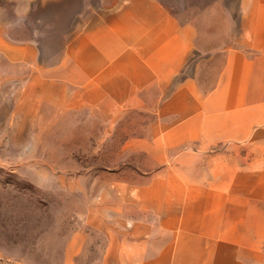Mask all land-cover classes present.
<instances>
[{"label":"crops","instance_id":"0c3cea01","mask_svg":"<svg viewBox=\"0 0 264 264\" xmlns=\"http://www.w3.org/2000/svg\"><path fill=\"white\" fill-rule=\"evenodd\" d=\"M183 1L0 0V133L129 116L65 264H264V0Z\"/></svg>","mask_w":264,"mask_h":264},{"label":"rangeland","instance_id":"374dc122","mask_svg":"<svg viewBox=\"0 0 264 264\" xmlns=\"http://www.w3.org/2000/svg\"><path fill=\"white\" fill-rule=\"evenodd\" d=\"M193 1V12H201L211 0ZM183 2L171 10L188 16L189 0ZM213 2L215 13L237 14L238 0ZM134 119L140 131L141 116ZM126 135L129 116L109 125L82 114L61 119L54 132L0 133L3 264H65L69 241L95 202L100 205L102 189L111 185L119 158L115 145ZM85 230L89 239L74 264H104L105 236L93 227Z\"/></svg>","mask_w":264,"mask_h":264}]
</instances>
